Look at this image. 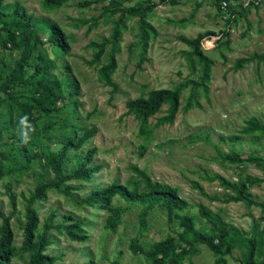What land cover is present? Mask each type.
Wrapping results in <instances>:
<instances>
[{
    "label": "rangeland",
    "instance_id": "374dc122",
    "mask_svg": "<svg viewBox=\"0 0 264 264\" xmlns=\"http://www.w3.org/2000/svg\"><path fill=\"white\" fill-rule=\"evenodd\" d=\"M83 1L87 0H68L58 8H45L41 0L0 2V26L11 22L10 6L14 3L36 21L32 32L38 37L30 41L34 42V47L25 75L31 73L33 64L51 60L54 68L49 69L48 74L58 80L63 94L54 105L57 111L35 120L31 143L16 141L13 137L25 131L20 124L24 117L22 108L26 110L31 103L27 97L37 96L34 89L16 87V102L6 99L0 104V171L4 173L0 177V213L11 214L13 255L9 264H26L27 253L19 249L24 207L35 184L53 178L45 153L58 150L68 135L64 121L93 128L94 134L77 151H67L63 170H70L90 147H95V152L89 165L100 168L88 180H70L65 183L70 186L66 191L49 189L43 198L31 204L38 219L37 232L43 227L47 214L53 213L52 224L63 226L79 222L85 234L84 240L74 241L65 236L62 227L49 229L50 244L46 252L57 256L52 264H87L89 261L91 264H149L142 254L128 250L130 240L146 249L155 241L176 238L177 220L168 222L160 206L146 210L145 227L140 229L137 218L143 206L114 196L109 205L120 208V214L114 230H110L105 224V208L84 201L90 191L112 182L128 188L136 182L138 191L142 190L143 184L138 181L133 166L151 181L176 188L177 195L187 203L178 213L193 216L198 230L205 232L209 227L197 213L199 204L242 236L248 237L255 225L259 230L264 224L261 219L264 213L259 207L220 201L229 192L208 178L218 174L230 182L244 181L250 197L264 205V161H261L264 134L240 132L250 116L264 123V60L252 59L238 70L231 68L237 58L264 53V0H224L223 8L219 7L221 0L218 7L212 0L173 3L114 0L116 4H109L108 0H88L90 4L82 5ZM149 4L152 7L145 11L143 20L154 33L149 34L144 60L137 66L139 12ZM120 15L123 27H119L116 66L110 75L116 90L110 93V87L104 85L97 74L98 67L107 60L109 46L104 47L97 62L89 64L88 61L95 51L91 43L107 37ZM46 19L55 22L64 32L68 44L66 53L47 43L42 23ZM197 34L202 36L199 48L210 60L206 89L192 88L188 84L179 93V107L173 121L154 126L155 119L164 114L166 105L163 104L147 119V133L140 134L137 121L132 115L124 114L125 103L144 96L150 89L172 88L188 80L197 82L200 64L188 54L190 48L179 40L180 36L191 39ZM3 36L0 29V40ZM17 37L20 41L19 35ZM225 38L227 45L222 44ZM19 52L0 46V61L5 71L17 60ZM68 82H74L76 89ZM190 95L193 96L191 106L183 111ZM193 101L199 106H194ZM20 145L24 153L18 151ZM141 146L145 150L140 154ZM230 152L236 153L241 161L229 162L224 158ZM191 181L197 182L204 194L194 189ZM10 195L14 197L12 206ZM212 197L218 200H210ZM228 236L229 253L222 257L223 264H243L245 247L238 244L240 237L230 232ZM215 257L205 245L195 243L192 251L177 264H215ZM257 258L264 262V234Z\"/></svg>",
    "mask_w": 264,
    "mask_h": 264
},
{
    "label": "trees",
    "instance_id": "16d2710c",
    "mask_svg": "<svg viewBox=\"0 0 264 264\" xmlns=\"http://www.w3.org/2000/svg\"><path fill=\"white\" fill-rule=\"evenodd\" d=\"M67 1L68 0H41V3L45 8H58ZM108 1L109 4H116L114 0ZM146 1L150 2L151 0ZM159 1L173 3L176 0ZM219 1L220 0H212L213 4L217 7ZM81 3L82 5H88L90 4V1L87 0ZM10 7L12 15L11 22L6 25L3 23L0 26V29L4 33V36L0 40V46L2 48L17 49L20 50V52L17 60H15L13 65L6 71L4 63L0 61V104L6 99L16 102V95H18L15 91L16 87L27 86L34 89L37 96L27 97L31 103L26 106V110L23 111L22 108V114L24 117L27 116L28 123L33 128L35 120L40 115L47 116L51 112L57 111V108L54 105L59 99L63 98V94L58 80L48 74V70L54 68V63L51 60L43 59L41 63L33 64L31 66V73L25 75V67L28 65V59L31 50L34 47V42L30 43V41L32 38L37 39L38 37L34 31L32 32L35 20H32L31 16L26 14L25 10L18 3H14ZM151 7V4L144 6V11L141 13L139 12L140 22L138 25V37L140 42V56L137 61V66L144 60V53L147 45L146 42L149 34L154 33L153 29L144 24L143 20L145 11L150 10ZM42 23L45 26L46 41L50 47L55 48L61 53H66L68 51V44L61 28L51 20L46 19L43 20ZM119 27H123L121 15L118 16L113 29L107 37H101V40L98 43H91V46L95 48V51L92 54L91 59L88 61L89 64L97 62L104 51V47L106 45L109 46L107 60L104 64L98 67L97 74L102 83L110 87V93H113L116 90V85L112 82L110 75L116 66L115 54L118 51L117 41L119 38ZM17 35H19L20 41L18 40ZM201 37L200 34H197L191 39L182 36L179 37V40L190 48L188 54L195 57L200 64V76L197 82L188 80L172 88L150 89L144 96H138L125 103L124 114L132 115L137 121L140 134L147 133V119L154 115L163 104L166 105L164 114L155 119L154 126L169 124L173 121L179 107V93L188 84L192 88L199 87L203 91L206 89L205 82L208 79L210 60L202 54L199 48ZM222 44L227 45L228 39L225 38V41L222 42ZM252 59L259 61L264 60V53L237 58L234 60L231 68L233 70H238L243 64L250 62ZM68 85L76 89V84L74 82H68ZM74 89L72 90L73 93H75ZM192 97L193 96L190 95V98L185 102L182 107L183 111L190 108V100ZM193 104L196 107L199 106L196 101H193ZM6 112L9 113L10 110L7 109ZM33 112H37V115L34 116ZM262 119L264 122V115ZM7 121L9 122L10 118H8ZM64 126L69 129V133L65 136L60 148L54 152L45 153L47 162L53 172V178L36 183L33 187V192L30 194L27 204L24 207V220L21 226L22 239L19 249L21 252L27 253L26 264H52L57 259V256L50 255L46 252L47 247L50 244L47 231L51 228L58 229L62 227L65 236L74 241H82L85 239V234L80 228L79 222H72L63 226L52 224L51 219L53 213L47 214L43 222V227L37 232L38 219L34 208L31 207V204L36 199H41L45 196L47 190L54 189L59 192H64L67 188H70V186H66V182L70 180L86 181L100 168L99 165H89L92 155L95 152V147H90L80 155V159L70 170H63L62 163L67 151H77L94 134L93 128L86 129L83 126L67 123V121H64ZM46 127L49 128V125L46 124ZM78 132H80V134H77ZM240 132L242 134L253 132L264 134V123H261L255 117L250 116L244 121V125L241 127ZM34 133L35 130L29 131L28 134L32 137ZM21 135L22 134L17 135L13 137V139L16 141H22ZM29 142L31 143L32 140H29ZM17 147L19 152L24 153V150L21 148L22 145ZM144 150L145 147L141 146L140 154ZM26 156L29 157V154ZM224 158L229 162L241 161V158L234 152L226 153ZM261 161H264V158H262ZM132 170L136 174L138 181L143 184L142 190L138 191L136 182L132 183L131 188L112 182L104 187L90 191L84 201H87L88 203L95 202L98 203L100 207L105 208L107 212L105 224L110 230H114L117 225L120 208L116 206L112 207L109 203L112 197L118 196L124 201L138 203L143 206L137 218L140 229L145 227L144 217L146 210L153 206H160L163 208L168 222L177 220L179 231L176 232L175 239L173 237H166L153 242L146 249L142 248L135 240H130L127 245L130 252L142 254L149 264H177L180 258L191 252L193 245L198 243L205 245L206 248L216 256L214 259L215 264H223L222 257L229 253L228 234L230 232L234 236L240 237L238 244H243L245 247L243 264H264L263 261L257 258L262 244L264 224L259 230L257 225H255L248 237L242 236L235 228L227 226L220 221L215 214L199 204L197 206V213L200 218L209 224L208 230L202 232L194 227L193 216L178 213L187 206V203L177 195L176 188L171 187L168 184L151 181L142 170L135 166L132 167ZM2 175H4V173L0 171V177ZM208 180L216 181L221 188L229 192L228 194H225L226 196L221 198L220 201L242 202L248 206H257L259 207L260 212L264 213V205L250 197L244 181L230 182L218 174H213ZM190 184L199 193L204 194L201 186L197 182L191 181ZM9 198L11 206L14 205V197L10 195ZM210 200H218V198L212 197ZM10 216L11 214L3 216L0 213V264H9L10 258L13 255V233L9 224ZM261 219L264 220V216H262ZM87 264H91V261Z\"/></svg>",
    "mask_w": 264,
    "mask_h": 264
},
{
    "label": "clouds",
    "instance_id": "9594fccd",
    "mask_svg": "<svg viewBox=\"0 0 264 264\" xmlns=\"http://www.w3.org/2000/svg\"><path fill=\"white\" fill-rule=\"evenodd\" d=\"M20 124L24 126V128L26 129L22 135H21V140L23 143H28L30 140V136H29V131H34V129L32 128V126L28 123V118L27 116L21 118L20 120Z\"/></svg>",
    "mask_w": 264,
    "mask_h": 264
},
{
    "label": "built area",
    "instance_id": "2783aa9c",
    "mask_svg": "<svg viewBox=\"0 0 264 264\" xmlns=\"http://www.w3.org/2000/svg\"><path fill=\"white\" fill-rule=\"evenodd\" d=\"M224 6H225V1L224 0H221L219 7L220 8H223Z\"/></svg>",
    "mask_w": 264,
    "mask_h": 264
}]
</instances>
